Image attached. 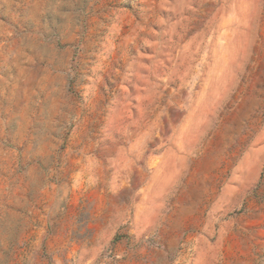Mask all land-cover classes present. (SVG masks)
Masks as SVG:
<instances>
[{
  "label": "rangeland",
  "instance_id": "1",
  "mask_svg": "<svg viewBox=\"0 0 264 264\" xmlns=\"http://www.w3.org/2000/svg\"><path fill=\"white\" fill-rule=\"evenodd\" d=\"M0 264H264V0H0Z\"/></svg>",
  "mask_w": 264,
  "mask_h": 264
}]
</instances>
